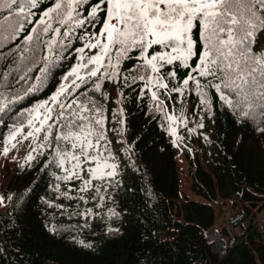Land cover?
Segmentation results:
<instances>
[{
	"label": "trees",
	"instance_id": "1",
	"mask_svg": "<svg viewBox=\"0 0 264 264\" xmlns=\"http://www.w3.org/2000/svg\"><path fill=\"white\" fill-rule=\"evenodd\" d=\"M113 16L101 67L75 77ZM64 82L0 183V264H264L253 226L223 257L207 239L219 196L264 205V0H0V152Z\"/></svg>",
	"mask_w": 264,
	"mask_h": 264
},
{
	"label": "rangeland",
	"instance_id": "2",
	"mask_svg": "<svg viewBox=\"0 0 264 264\" xmlns=\"http://www.w3.org/2000/svg\"><path fill=\"white\" fill-rule=\"evenodd\" d=\"M119 17L113 16L109 17L104 24L99 28V30L92 35L87 43L83 46L79 53V61L74 65L72 68V72L75 74V77H80L82 75H86V72L84 71V68L91 64V72L98 71L101 67V61L103 59V54H96L95 48L97 46V43L100 41L104 43V49L107 47L110 38L112 36L113 30L116 26L119 25ZM179 51H174V54L176 55ZM160 55L165 54L162 50L159 52ZM201 55H205V52H203ZM88 58V59H85ZM68 85L67 82H64L59 91L55 92L51 98L46 99L44 102H42L34 111L32 114V117L27 122L26 125H18L14 132L10 135V137L7 139L6 143H4L1 146V152H0V183L2 184L3 181L8 180L9 177L15 173L19 169V167L25 162L26 156L29 153L32 139L36 132L41 128V126L48 122L51 119V106L52 101L57 97L58 93L65 89V87ZM189 103L185 101L183 105L182 112L188 111ZM169 115L171 118V136L172 139L176 142L175 136L179 133L177 129V123L178 118L175 114V111L173 108L169 110ZM185 123V121H183ZM176 156H177V165L179 167L180 173H181V184L182 188L187 192L188 195L191 197H197L192 193L190 190V175H188V162L184 157V154L179 146L176 147ZM114 171L113 167H107L104 164L96 163L95 168L93 169V172L101 174V172L106 173H112ZM97 174V175H99ZM2 194V189L0 186V196ZM233 199L231 198H223L218 197V199L214 202V208L216 211L215 216V227L223 228L226 224V219L228 216H230L235 209L237 208V205L239 204L237 201L233 205ZM239 206H241L239 204ZM261 214H264V205L258 208ZM249 225L255 227L254 219L252 216L250 217ZM222 224H224L222 226ZM248 225V222H247ZM246 225V226H247ZM212 227V226H211ZM246 232V230L244 231ZM238 258L242 259V256L240 253H238Z\"/></svg>",
	"mask_w": 264,
	"mask_h": 264
},
{
	"label": "built area",
	"instance_id": "3",
	"mask_svg": "<svg viewBox=\"0 0 264 264\" xmlns=\"http://www.w3.org/2000/svg\"><path fill=\"white\" fill-rule=\"evenodd\" d=\"M8 205V199L3 195L0 196V209L6 212L8 209ZM251 216L254 219L255 225L264 239V214H261L256 207H251L248 212H246L245 210H240L239 212L226 219V225L229 228L228 233H224L219 228H212L208 230L207 237L211 249L220 257L224 256L227 252V249L235 245L240 240V236L244 232L247 222H249ZM173 232L174 231L172 228L159 229L157 230V235L160 237H171ZM191 264L207 263L203 259H198Z\"/></svg>",
	"mask_w": 264,
	"mask_h": 264
}]
</instances>
